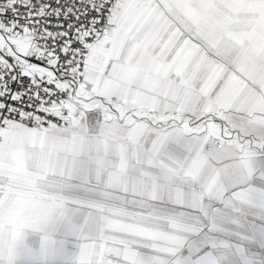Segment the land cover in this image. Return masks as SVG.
Segmentation results:
<instances>
[{
  "label": "snow or ice",
  "instance_id": "1",
  "mask_svg": "<svg viewBox=\"0 0 264 264\" xmlns=\"http://www.w3.org/2000/svg\"><path fill=\"white\" fill-rule=\"evenodd\" d=\"M0 264H264V0H0Z\"/></svg>",
  "mask_w": 264,
  "mask_h": 264
}]
</instances>
